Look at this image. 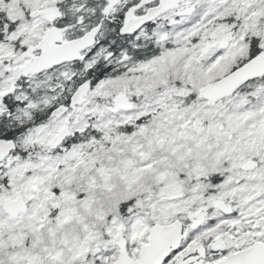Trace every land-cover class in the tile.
<instances>
[{"label": "rangeland", "instance_id": "obj_1", "mask_svg": "<svg viewBox=\"0 0 264 264\" xmlns=\"http://www.w3.org/2000/svg\"><path fill=\"white\" fill-rule=\"evenodd\" d=\"M64 1L0 0L16 24L0 46V89L17 87L14 97L26 102L20 117L29 118L40 103L58 104L65 81L76 74L65 66L28 78L26 84L36 89L32 97L21 92L23 65L4 70L6 62L38 44L51 28L48 16L31 18L30 13L55 10ZM132 1L125 0L115 13ZM58 10L57 20L64 16ZM107 35L104 31L102 38ZM140 35L156 42L159 57L127 63L128 57L117 58L100 47L85 66L104 55L118 62L117 68L128 69L95 85L85 103L63 118L17 134L19 151L6 161L0 177L5 179L0 182V251L8 264H110L121 237L136 259L152 224L186 219L191 212H205L208 219L190 232L185 247L219 233L230 237L231 229L239 231L230 238L237 250L264 239V79L213 107L199 96L204 85L249 58L252 39L264 51V0H188L179 13L166 14ZM122 93L136 103L133 111L115 112V98ZM5 109L0 100V115ZM65 126L75 139L53 153L49 144ZM123 126L130 127L128 133L119 132ZM88 130L93 135L79 142ZM103 148L109 149L104 161L95 156ZM254 159L258 168L243 171ZM82 163L87 178L76 190L70 175ZM177 164L182 168L178 174ZM179 195L185 197L162 203ZM9 196L28 203V213L18 220L4 209ZM211 198L225 201L230 215L212 207Z\"/></svg>", "mask_w": 264, "mask_h": 264}, {"label": "water", "instance_id": "obj_2", "mask_svg": "<svg viewBox=\"0 0 264 264\" xmlns=\"http://www.w3.org/2000/svg\"><path fill=\"white\" fill-rule=\"evenodd\" d=\"M109 6L106 10V15L120 5L123 0H108ZM155 0H144L142 4L147 5ZM185 0H160L158 6L149 8L146 14L136 16L135 8L129 10L125 16L124 25L120 30L121 35H133L137 33L147 24L158 19L172 9H176L181 2ZM51 15V12H44ZM40 12L34 13L32 16L36 17ZM51 20H54L52 17ZM102 25L91 29L83 37L65 42L63 38L64 32L67 28L54 27L51 29L45 39L36 47H31L24 54L19 56L14 64L18 65L24 62L27 58L31 60L23 67L25 76L42 73L45 70L52 69L56 66L67 62H75L83 58L82 53L88 48H91L96 43V38L101 32ZM36 51H41L40 56H35ZM7 71L10 70V64L6 66ZM264 77V52L249 61L244 66L235 69L232 73L220 79L219 81L207 85L201 92V98L209 101L210 105L216 104L221 99L234 94L242 86L250 81ZM90 86L82 85L73 95L71 104L73 107L84 103L85 97L89 94ZM15 92L12 89L9 92L0 91V97L5 98ZM133 108L130 99L126 95H119L116 98V109L129 111ZM69 111V107L61 106L52 112V117H62ZM69 128L64 129L58 136L53 139L51 147L56 149L69 136ZM17 148L15 140L0 139V174L2 173L3 161ZM256 167L255 163H250L245 167V170H252ZM171 199H164L163 202H169ZM217 206L222 209H227L224 203H217ZM5 210L11 214L13 218H18L20 213H26L27 203L22 199L16 200L8 199L5 202ZM190 218L195 220L193 227H198L204 220L203 214L191 215ZM184 234V226L180 220L175 221L171 225L155 224L150 229L149 244L142 248L138 260H133L127 250L128 242L122 238L119 242L121 255L116 264H162L174 251H178L182 241L186 238ZM225 245L220 238L216 244L212 246L214 252L222 251ZM199 253L200 257L206 256V249L202 243L193 246L177 264L185 263L184 259L190 255ZM198 257V258H200ZM197 258V259H198ZM192 261V260H191ZM196 264H205L203 261ZM218 264H264V243L256 244L248 250H244L239 254L230 256L228 259Z\"/></svg>", "mask_w": 264, "mask_h": 264}, {"label": "trees", "instance_id": "obj_3", "mask_svg": "<svg viewBox=\"0 0 264 264\" xmlns=\"http://www.w3.org/2000/svg\"><path fill=\"white\" fill-rule=\"evenodd\" d=\"M139 2V0H137ZM130 6L133 3L129 4ZM106 6V0H65L59 3L58 7L61 9L64 18L59 20L60 26H68L73 28L70 35L76 37L81 35L83 31L79 27L88 28L90 26L98 25L104 19L103 10ZM142 13V9L139 11ZM124 11L116 13L109 19L104 20L105 32H108L106 39H102V47L108 48V51L113 53L115 57H128L131 61L144 62L149 61L158 56L157 50L154 49V41L146 40L142 41L139 39L137 42L133 43L132 38L121 37L119 30L123 25ZM16 24L11 22L7 13L0 7V45L5 42L7 36L14 30ZM103 31V32H104ZM260 49L258 48V40L252 39L250 43V54L254 57L258 54ZM106 56L100 57L94 64H92L88 70L83 73L82 78L76 76L73 78V83L70 88L74 91L81 83L90 81L92 85H98L102 81L108 78H117L122 75L125 68L121 67L116 69L118 62L113 63L107 61ZM84 71V70H83ZM22 79L23 88L21 91H25L30 96L32 95V88L26 87ZM64 83V82H63ZM69 82L65 81V89L60 95V100L58 104L69 103L71 91L68 88ZM61 86V82L60 85ZM7 110L0 116V138L4 139H16L17 134L21 133L26 127H31L33 125H39L45 123L49 118L51 110L54 106L48 104L40 103L35 110H31L29 118L20 117L19 107H25V102L21 100H16L13 98L7 99L6 101ZM57 106V105H55ZM19 116V117H17ZM128 128L124 126L120 128V132L128 133ZM95 136L99 137L96 133ZM97 137V139H98ZM88 138H84L86 141ZM89 140V139H88ZM109 149L103 148L97 151V156L102 158L103 161L107 157V151ZM192 164V163H191ZM177 168L181 169V166L177 164ZM84 173L81 170L76 171L73 174L75 178L74 183L78 184L80 177L84 178ZM185 186L189 188V182H185Z\"/></svg>", "mask_w": 264, "mask_h": 264}, {"label": "flooded vegetation", "instance_id": "obj_4", "mask_svg": "<svg viewBox=\"0 0 264 264\" xmlns=\"http://www.w3.org/2000/svg\"><path fill=\"white\" fill-rule=\"evenodd\" d=\"M227 215H230V214H226ZM231 235L232 234H237V230L236 229H231ZM224 236V240H225V243L227 245V251L224 253V254H227L228 256L233 254V253H236L237 252V246L233 245V242H231L230 238L232 237L231 235H229L230 237H228L226 234H222ZM228 252V253H227ZM220 256V254H214V253H211L209 252L207 254V260L210 258L212 259L213 261L212 262H216L218 260V257ZM225 256V255H224ZM226 256V257H228ZM194 257V256H193ZM193 257L187 259V260H190L192 259ZM167 264H172L171 262L167 263Z\"/></svg>", "mask_w": 264, "mask_h": 264}]
</instances>
